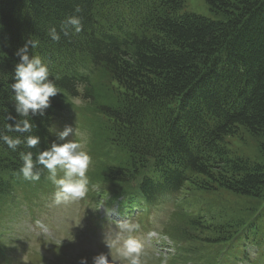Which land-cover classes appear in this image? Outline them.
<instances>
[{"label":"trees","instance_id":"trees-1","mask_svg":"<svg viewBox=\"0 0 264 264\" xmlns=\"http://www.w3.org/2000/svg\"><path fill=\"white\" fill-rule=\"evenodd\" d=\"M206 1L221 19L180 14L184 0H0V132L28 135L7 126L20 119L11 83L16 51L30 36L39 46L29 54L48 65L50 79L59 77L54 82L60 91L43 115L32 117L31 134L40 144L12 151L0 142V197L13 195L25 180L20 152L31 151L35 161L50 147L49 129L66 98L93 99L98 69L115 87L113 99L99 103L104 138L124 155L104 174L111 195L155 203L178 199L189 184L263 197L264 164L232 155L225 139L238 128L264 136V0ZM72 14L83 18V30L52 41L47 30H59ZM37 167L42 177L47 170ZM256 216L231 237L225 234L228 221L210 229L214 219L204 217L190 225L208 229L205 242H224L210 264L241 258L264 264V206ZM251 247L257 260L250 258Z\"/></svg>","mask_w":264,"mask_h":264},{"label":"rangeland","instance_id":"rangeland-1","mask_svg":"<svg viewBox=\"0 0 264 264\" xmlns=\"http://www.w3.org/2000/svg\"><path fill=\"white\" fill-rule=\"evenodd\" d=\"M188 12L213 19L222 18L221 13L211 10L206 0H184L179 13ZM91 84L93 99L67 97L51 127L62 130L71 125L84 136L85 150L91 157L86 196L78 201L55 205L52 201L55 186L47 179V171L38 181L25 179L17 183L13 195L0 197V251L7 253L5 259L0 254V264H80L82 257H87L88 264H92L94 256L109 252L103 237L110 228L115 229L116 222L101 220L109 213H105L98 201L107 202L114 191L104 174L109 165L123 161L124 155L105 140L101 128L106 117L100 113L99 103L113 99L114 84L101 69L95 71ZM238 129L225 139L231 154L264 164V136L255 137L245 128ZM53 141H56V136L51 132L50 146ZM178 194L177 200L174 197L151 203L152 212L147 217L142 214L146 213L140 208L142 204L132 207L137 210L131 211H127L131 207L124 205L132 222L143 228V220L147 224L144 231H157L137 237L142 245L141 264H210L225 249L224 242H205L202 238L210 235L206 232L208 229H193L191 221L212 217L214 221L208 220L207 223L210 229L215 223L228 221L232 226L225 229V234L231 237L240 231L241 225L256 218L264 206V196L246 197L224 189L205 191L189 184ZM139 211L142 213L135 216ZM97 212L101 215L99 219ZM114 212L120 214L118 219L129 220L120 210ZM96 218V224L100 226H95L97 229L92 221ZM37 220L46 223L43 229L33 223ZM155 239H158V244ZM251 248L250 256L257 260L256 249Z\"/></svg>","mask_w":264,"mask_h":264},{"label":"clouds","instance_id":"clouds-1","mask_svg":"<svg viewBox=\"0 0 264 264\" xmlns=\"http://www.w3.org/2000/svg\"><path fill=\"white\" fill-rule=\"evenodd\" d=\"M79 11L77 8L76 12ZM82 19L76 14L69 15L61 23L59 30L52 26L47 30V35L52 41L59 42L61 34H78L83 30ZM38 46L39 42L30 36L16 51L19 62L15 66V82L11 83V90L14 94L15 111L20 119L14 124L9 123L7 131L28 135L22 138L0 132V142L12 151H16L22 144L28 149L40 144L41 138L31 134L34 127L32 117L43 115L50 107V98L60 92L54 82L59 77L50 79L48 65L40 56L29 54V48L36 49ZM49 131L55 134L56 141H53L49 148L40 151L35 161L31 151H21L23 164L19 172L26 180L38 181L41 169L37 166H42L47 170V179L55 186L52 194L55 205L78 201L84 198L88 191L87 172L91 157L85 150L86 140L71 125H66L62 130L50 128ZM108 212L110 214L111 210ZM139 227V224L131 220L118 221L115 229L110 228L103 237L109 252L94 256L92 264H141L142 245L135 235ZM80 264H88L87 257H82Z\"/></svg>","mask_w":264,"mask_h":264},{"label":"bare ground","instance_id":"bare-ground-1","mask_svg":"<svg viewBox=\"0 0 264 264\" xmlns=\"http://www.w3.org/2000/svg\"><path fill=\"white\" fill-rule=\"evenodd\" d=\"M121 18V17H120ZM113 20V19H112Z\"/></svg>","mask_w":264,"mask_h":264}]
</instances>
